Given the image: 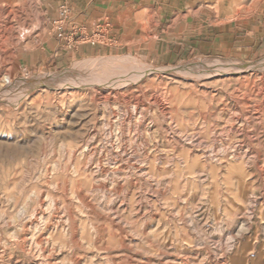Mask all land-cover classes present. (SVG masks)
<instances>
[{
  "label": "rangeland",
  "instance_id": "obj_1",
  "mask_svg": "<svg viewBox=\"0 0 264 264\" xmlns=\"http://www.w3.org/2000/svg\"><path fill=\"white\" fill-rule=\"evenodd\" d=\"M167 1L119 0L127 39L78 53L100 27L69 47L53 1L0 0V264H264V53L152 40L264 0Z\"/></svg>",
  "mask_w": 264,
  "mask_h": 264
},
{
  "label": "crops",
  "instance_id": "obj_2",
  "mask_svg": "<svg viewBox=\"0 0 264 264\" xmlns=\"http://www.w3.org/2000/svg\"><path fill=\"white\" fill-rule=\"evenodd\" d=\"M51 1L58 8L62 4H66L69 7L71 15L65 26V34L67 36L71 35L72 39L75 38L79 43H88L86 41L90 38L89 36L94 34V30L98 27L101 28V31L97 34L98 38L95 39L97 43L100 42L99 39H102V41L106 39L117 44L118 39L123 41L126 38L125 34L128 30L116 26L114 22L121 16V12L115 9L119 0ZM151 6L155 14L159 15L160 18L171 8L168 1L165 2V0H151ZM151 6H148V8ZM110 10L114 11L108 13ZM162 10L163 12H161ZM174 24L171 23L169 26H174ZM227 27V24H220L219 32L207 36L206 32L204 34H195L192 30H187L186 34H181L182 30L177 29L175 24L171 30L164 28L158 31L156 28L152 34V40L159 44L160 48L157 53L163 54L170 59L182 58L195 50L199 51L201 48L240 54L245 57H256L264 53V11L256 17L254 16L252 20L242 22L239 25L236 24L232 30ZM134 41L140 42L141 37L131 40V42ZM91 45L93 46L94 44L80 45L77 52H89L93 50Z\"/></svg>",
  "mask_w": 264,
  "mask_h": 264
},
{
  "label": "built area",
  "instance_id": "obj_3",
  "mask_svg": "<svg viewBox=\"0 0 264 264\" xmlns=\"http://www.w3.org/2000/svg\"><path fill=\"white\" fill-rule=\"evenodd\" d=\"M70 9L66 4H62L59 7L58 10V19L56 21H54V25H55V31L57 32V36L59 38H61V40H67L68 41V46L70 47V41L72 40V36L69 35L67 36L65 34V26L67 25V21L70 18ZM98 33V32H97ZM95 39L93 38L92 43H95ZM77 43V41L74 42V44Z\"/></svg>",
  "mask_w": 264,
  "mask_h": 264
},
{
  "label": "bare ground",
  "instance_id": "obj_4",
  "mask_svg": "<svg viewBox=\"0 0 264 264\" xmlns=\"http://www.w3.org/2000/svg\"><path fill=\"white\" fill-rule=\"evenodd\" d=\"M26 4H27V3H26ZM23 8H24V7H23ZM14 11H15V10H14ZM21 12H22V9H21ZM7 14H8V13H7ZM9 14H13V13L10 12ZM9 14H8V15H9ZM17 16H18V15H17ZM25 16H26V15H25ZM20 18H21V17H20ZM25 19H26V18H25ZM22 20H23V19H22ZM20 21H21V20H20ZM23 22L26 23L25 20H24ZM23 22H22V23H23ZM29 27H30V26H29ZM142 69H143V68H142ZM141 72H142V73H141ZM140 73H141V74H146V73H147V69H143V70H141ZM148 76H149V75H148ZM7 82H8V80H7Z\"/></svg>",
  "mask_w": 264,
  "mask_h": 264
}]
</instances>
